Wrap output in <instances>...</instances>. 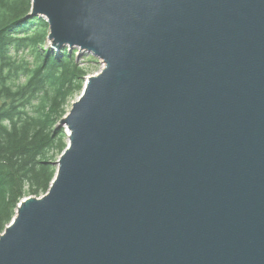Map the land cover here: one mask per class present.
<instances>
[{
	"label": "water",
	"instance_id": "95a60500",
	"mask_svg": "<svg viewBox=\"0 0 264 264\" xmlns=\"http://www.w3.org/2000/svg\"><path fill=\"white\" fill-rule=\"evenodd\" d=\"M102 59L0 264H264V0H32Z\"/></svg>",
	"mask_w": 264,
	"mask_h": 264
},
{
	"label": "trees",
	"instance_id": "16d2710c",
	"mask_svg": "<svg viewBox=\"0 0 264 264\" xmlns=\"http://www.w3.org/2000/svg\"><path fill=\"white\" fill-rule=\"evenodd\" d=\"M31 9L32 0H0V234L23 198L49 190L68 145L58 123L89 74L79 49L46 46L49 24Z\"/></svg>",
	"mask_w": 264,
	"mask_h": 264
},
{
	"label": "rangeland",
	"instance_id": "374dc122",
	"mask_svg": "<svg viewBox=\"0 0 264 264\" xmlns=\"http://www.w3.org/2000/svg\"><path fill=\"white\" fill-rule=\"evenodd\" d=\"M50 33V31H49ZM49 35V34H48ZM47 47L49 48H52L51 47V44H50V41L48 39V42H47ZM59 49L60 48H56L55 51H56V54H59ZM79 49V48H77ZM92 55V56H91ZM77 61L81 63L82 66H84L85 68H87L89 70V75H94V74H97L98 72H100L104 66V63L102 61V59H100L99 57H97L96 55L92 54V53H89L87 51H80L77 52ZM90 56V57H89ZM87 79V78H86ZM85 86V85H84ZM81 95V93L77 94L75 99L71 101V103L67 106V110L69 111L72 107V104L75 100H77V98ZM67 111V112H68ZM65 132L67 134V127L65 129ZM66 142L68 143V136L66 138Z\"/></svg>",
	"mask_w": 264,
	"mask_h": 264
}]
</instances>
